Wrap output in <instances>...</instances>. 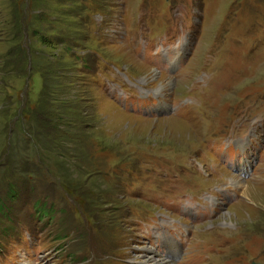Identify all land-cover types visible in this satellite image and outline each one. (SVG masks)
<instances>
[{"label": "rangeland", "instance_id": "obj_1", "mask_svg": "<svg viewBox=\"0 0 264 264\" xmlns=\"http://www.w3.org/2000/svg\"><path fill=\"white\" fill-rule=\"evenodd\" d=\"M143 246L264 263V0H0V264Z\"/></svg>", "mask_w": 264, "mask_h": 264}, {"label": "bare ground", "instance_id": "obj_2", "mask_svg": "<svg viewBox=\"0 0 264 264\" xmlns=\"http://www.w3.org/2000/svg\"><path fill=\"white\" fill-rule=\"evenodd\" d=\"M168 86V85H167ZM141 259L148 264H173L172 258L174 255H177L175 252H170L167 255H159L154 252H150V249L146 246L142 247L141 250Z\"/></svg>", "mask_w": 264, "mask_h": 264}, {"label": "water", "instance_id": "obj_3", "mask_svg": "<svg viewBox=\"0 0 264 264\" xmlns=\"http://www.w3.org/2000/svg\"><path fill=\"white\" fill-rule=\"evenodd\" d=\"M252 264H262V263H254V262H253Z\"/></svg>", "mask_w": 264, "mask_h": 264}, {"label": "trees", "instance_id": "obj_4", "mask_svg": "<svg viewBox=\"0 0 264 264\" xmlns=\"http://www.w3.org/2000/svg\"><path fill=\"white\" fill-rule=\"evenodd\" d=\"M47 212H49V211H47ZM44 214V213H43Z\"/></svg>", "mask_w": 264, "mask_h": 264}]
</instances>
